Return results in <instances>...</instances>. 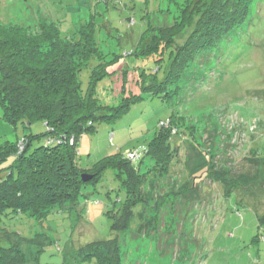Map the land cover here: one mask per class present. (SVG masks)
<instances>
[{
  "label": "rangeland",
  "instance_id": "374dc122",
  "mask_svg": "<svg viewBox=\"0 0 264 264\" xmlns=\"http://www.w3.org/2000/svg\"><path fill=\"white\" fill-rule=\"evenodd\" d=\"M211 3L0 0V21L6 24L34 26L42 14L58 21L62 32L71 35L94 17L96 24L103 25L95 38L100 50L122 57L108 70L111 75L96 82L92 95L109 109L123 97H144L117 120L94 122L78 144V164L87 170L109 156L139 155L135 164L142 163L139 172L146 174L142 188L146 202L133 212L130 227L115 236L110 229L106 213L118 211L125 194L114 172L107 170L96 187L83 189L81 210L56 211L42 223L24 216L2 219L0 227L9 232L27 239L44 234L54 242L36 261V249L21 243L25 264H96L93 258L80 262L84 254L79 251L85 253L90 243L112 237L115 242L104 253L115 264H264V0H253L246 26L232 31V37L228 34L219 50L194 56L178 82L167 88L169 98L142 95L139 84L144 78L139 70L145 71L144 80H152L159 58L134 57L154 40L157 30L172 26L186 4L197 6L200 14L169 44L182 47ZM147 27L148 33L142 36ZM89 70L79 76L84 91L91 81ZM159 126L172 129L171 142L177 152V162L162 175L161 171L150 174L152 165L141 158ZM44 131L39 122L15 129L2 119L0 108V147L17 141L16 154L21 153L25 136ZM44 143L41 137L32 148ZM213 174H224L227 181L236 183V197L223 199L222 186L209 179ZM5 176L7 172L1 171L0 178ZM181 189L187 192L178 195ZM242 190L247 195L240 194Z\"/></svg>",
  "mask_w": 264,
  "mask_h": 264
},
{
  "label": "trees",
  "instance_id": "16d2710c",
  "mask_svg": "<svg viewBox=\"0 0 264 264\" xmlns=\"http://www.w3.org/2000/svg\"><path fill=\"white\" fill-rule=\"evenodd\" d=\"M211 2V7L202 13L198 27L185 45L172 48L169 44L174 37L188 29L193 18L200 14V9L193 4L180 8L173 25L157 30V35L152 37L154 40H150L143 52L134 57L143 60L159 58L158 70L151 74L152 80H144L147 75L139 70L144 77L142 84L139 83L143 88L142 95L169 98L167 88L178 82L194 56L203 51L219 50L228 34L244 24L246 26L253 0ZM93 18L91 16L86 23L76 27L72 36L62 32L58 21L42 14L38 15L34 26L0 21L2 119L15 129L18 126L29 128L39 122L45 130L41 134L25 136V148L21 153L16 154L17 141L0 147V166L10 162L0 169V172H7V176L0 178V224L8 215L24 216L42 223L56 211L67 210L71 213L79 209L83 189L88 185L96 187L107 170L114 172L119 189L125 194L120 209L106 213L111 220L110 229L114 236L127 231L133 212L146 202L142 197V188L147 179L146 174L139 172L142 163L137 164L136 161L135 164V160L140 158L138 154L133 152L132 157L122 154L106 157L92 170L81 168L77 161L79 138L92 130L94 122L117 120L132 103L144 99L129 100L123 97L115 108L112 106L109 109L108 106L102 107L92 95L96 82L111 75L108 70L122 57L100 50L95 38L98 32L101 35L103 25L100 27ZM148 29L142 36L148 33ZM92 61L96 62L94 66L91 65ZM169 63L171 67L167 69ZM85 69L91 74L86 91L82 89L79 79ZM160 69L163 72L159 77ZM160 126L141 158L152 165L150 174L161 171L158 173L162 175L168 174L177 162V152L171 142L172 129ZM41 137H45L44 145L32 148L34 141ZM84 174L90 175L91 179L83 181ZM209 179L222 186L223 199H229L232 195L236 197L239 187L227 181L224 174L209 175ZM185 190L181 189L177 194L184 195ZM246 192L242 190L239 193L247 195ZM23 242L36 249L33 255L35 261L38 254L54 244L44 234L27 239L0 227V264H25L26 256L20 248ZM114 242L112 237L90 243L84 249L86 254L83 250L79 251V254H84L80 262L93 258L96 264H115L104 253Z\"/></svg>",
  "mask_w": 264,
  "mask_h": 264
},
{
  "label": "water",
  "instance_id": "95a60500",
  "mask_svg": "<svg viewBox=\"0 0 264 264\" xmlns=\"http://www.w3.org/2000/svg\"><path fill=\"white\" fill-rule=\"evenodd\" d=\"M82 179L83 181H88L89 179H91L90 175H82Z\"/></svg>",
  "mask_w": 264,
  "mask_h": 264
},
{
  "label": "built area",
  "instance_id": "2783aa9c",
  "mask_svg": "<svg viewBox=\"0 0 264 264\" xmlns=\"http://www.w3.org/2000/svg\"><path fill=\"white\" fill-rule=\"evenodd\" d=\"M133 155H130V157H132Z\"/></svg>",
  "mask_w": 264,
  "mask_h": 264
}]
</instances>
